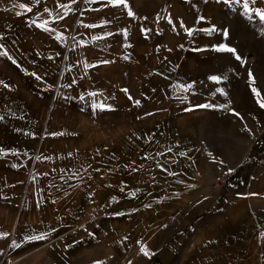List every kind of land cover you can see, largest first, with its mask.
I'll list each match as a JSON object with an SVG mask.
<instances>
[{"label": "crops", "instance_id": "0c3cea01", "mask_svg": "<svg viewBox=\"0 0 264 264\" xmlns=\"http://www.w3.org/2000/svg\"><path fill=\"white\" fill-rule=\"evenodd\" d=\"M18 4L28 5L33 11L13 7ZM127 5V8L113 6L108 0H39V3L35 0H0V36L3 37L0 44L4 45L0 50H6L12 58L0 56V116L4 117L0 120V149L13 155H25L27 162L34 163L32 171L38 164L44 167L49 158L51 174L64 173L68 180L67 194L74 196L73 202L61 203V208L53 209L64 212L61 217L32 219L27 214L22 229L15 236L16 243L24 242L26 250L30 248L25 250L24 254L28 256L24 264H40L37 256L47 259V264H122L131 256L143 259L138 264H149L153 259L172 258L178 233L161 225L151 227L147 220L151 228L147 243L149 253L154 255L149 257L123 249L114 262V238L98 229L103 225L96 218V201H81L83 195H98L99 178L104 177L111 183L110 190L105 191L107 194H111L117 184L114 178L115 170L119 168L115 167L112 147L115 145L114 132L121 131L127 138H136L138 146L147 142L154 148H167L169 159H161L158 167L169 176L164 184L157 185V192L174 195L178 193V185L183 186L179 192L189 188L185 185L193 175L182 163H193L194 147L202 145L195 139V131L205 129L198 123L196 105L199 104L194 101L198 91L194 84L201 82V105L212 104L214 109L220 108V100L226 97L216 91L218 83L215 85L208 79L221 74L224 59V53L212 51V46L224 43L235 48L242 60H248L246 74L252 73L254 83L261 84L260 91L264 95V24L254 14L250 21L244 15L242 3L230 7L216 0L207 3L204 0H127ZM250 7L264 9V0H256ZM129 9L134 17L128 15ZM17 12L22 15H16ZM200 16L205 19L197 23ZM34 19L37 23L47 21L51 30L44 31L32 24ZM181 21L190 29L215 25L217 29H227L228 36L223 37L219 31L213 35L197 31L189 37L181 27ZM195 48L207 50L194 51ZM189 84L192 87L188 91L180 87ZM125 89L127 92L123 91ZM90 92L97 95L91 97ZM81 95L84 100L79 99ZM136 101H140L139 105ZM93 102L110 105L114 110H105V117H102L93 110ZM254 103L245 108L246 115L257 116V101ZM200 109L201 121L205 123L210 108ZM237 113L241 114V111ZM253 120L250 117L249 125L243 129L251 131L254 124L257 130V120ZM83 129L89 131L84 141ZM98 131L106 132L100 143ZM253 140L250 135L245 145L248 150L252 149ZM99 145L106 149V164L100 170ZM231 167L233 169L234 165L224 167L221 175L227 174ZM39 173L37 170L33 178L36 179ZM119 173L121 178L128 180L143 175L130 173L128 169ZM160 173L161 170L156 169L146 175L156 178ZM198 176L204 177L203 174ZM225 182L226 177L223 184L208 186L203 192L204 197L228 198L230 194L226 192ZM47 209L53 211L50 207ZM142 221L145 224V220ZM189 222L186 220L185 230L189 229ZM33 223L45 229L39 233L24 232ZM41 235L46 238L32 239ZM219 239L217 246L202 245L197 249L203 256L206 251L229 253L234 249L251 253L258 248L256 235H249L247 240L245 236H232L225 230ZM99 244L109 247V257L98 252ZM193 250L194 235H191L186 244L188 259Z\"/></svg>", "mask_w": 264, "mask_h": 264}, {"label": "rangeland", "instance_id": "374dc122", "mask_svg": "<svg viewBox=\"0 0 264 264\" xmlns=\"http://www.w3.org/2000/svg\"><path fill=\"white\" fill-rule=\"evenodd\" d=\"M221 71L219 76L227 79H222L215 85L224 89L226 93L223 94L226 97L220 100L222 106L210 108L205 123H202L201 109L197 107L199 127L204 126L205 129L196 130L195 139L202 145L194 147L193 163H182L188 173L193 175L191 180H188L190 182L187 184L185 180L178 179L184 185L187 184L185 186L189 187L188 189L179 192L183 186L178 185L177 194L158 193L157 185L164 184L165 178L169 176L167 171L158 167L161 159H169L167 148H154L147 142L138 146L136 138L130 136L127 138L121 131L114 132L115 145L112 147L115 167L119 168L115 170L114 179H117L115 180L117 184L114 185L111 194H107L105 191L110 190L111 183L104 177L99 178L98 195L81 197L83 202L96 201L98 206L96 218L103 225L98 229L114 238V262L123 249L142 254L141 248L145 243L149 251L150 245L147 241L151 228L148 225L151 223V227L161 225L164 229L178 233V239L177 243L173 244L172 258L153 259L149 264H264V108L257 102V116L244 113L246 107L254 106L255 100L264 101V95L260 91L261 84L251 83L249 75L246 74L248 60L243 59L240 64L231 53H224ZM198 77L200 80L201 76ZM195 85L198 98L194 101L201 105V82ZM253 87L259 90V97L253 94ZM96 110L105 117V110ZM238 111H241V114H238ZM250 117L252 122L256 118L257 130L254 129V124L251 131L243 129L246 124L249 125ZM82 122V126H86L84 118ZM81 133L83 141L86 140L89 131L83 129ZM250 135L254 140L251 143L252 149L248 150L245 145ZM105 137L106 132L98 131L99 143ZM124 143L133 145L124 146ZM6 149L9 151L8 147ZM247 150L250 154L246 153ZM98 153L101 155L98 161L100 170L106 164V149L103 145L98 146ZM33 164L27 162L25 155L7 153L0 158V233L7 234L0 238V264H24L28 256L24 254L27 244L16 243L15 236L22 229L21 224L27 218V214L32 219L54 215L61 217L64 212L53 209H59L61 208L59 204L74 200V196L67 194L68 180H65V174H51L49 168L52 164H49V158L44 167L38 164L32 171ZM231 165H234V171L222 176V169ZM126 169L130 173L139 172L143 175L139 179L121 178L119 172ZM156 169L161 170L156 178L153 175H146ZM37 170L40 173L34 179L33 175ZM201 174L204 177L198 176ZM224 177L229 197L226 199L218 195L204 197L206 194L203 192L208 186L211 188L214 184H223ZM49 207L53 211H48ZM37 208L39 210L35 211ZM142 220H145V224ZM147 220L150 221L149 224L146 223ZM186 220L187 222L190 220L188 230H185L184 226ZM33 224L26 227L24 232L39 233L45 229L37 226L38 223ZM225 230L232 236L235 234L245 236L247 240L249 235H256L257 251L251 253L248 250L234 249L229 253L206 251L203 257L197 248L202 245L217 246L219 236L223 235ZM191 235H194V250L190 252L191 259H188L186 244ZM13 251L15 254H11ZM33 251H36V248ZM98 252L108 257L111 254L109 247L103 244L98 245ZM37 258L40 264H47V259L38 256ZM141 260L143 259L131 256L130 260H125L122 264H138ZM107 261L109 262V258Z\"/></svg>", "mask_w": 264, "mask_h": 264}, {"label": "snow or ice", "instance_id": "6c2138e0", "mask_svg": "<svg viewBox=\"0 0 264 264\" xmlns=\"http://www.w3.org/2000/svg\"><path fill=\"white\" fill-rule=\"evenodd\" d=\"M36 3H39V0H35ZM73 2H75V0H73ZM108 2L110 4H112L113 6H119V5H123L124 7H128L127 5V0H108ZM187 2H191V0H187ZM205 3L208 2V0H204ZM217 3H223L224 5L226 6H234V5H239L242 3V7H243V11H244V15H246L248 17V19L251 21L253 19V14L259 19V22L261 24H264V9H260V8H251L250 7V4H255L256 3V0H216ZM13 7H19L21 9H24L26 12H32L33 9L32 7L28 6V5H25V4H18V5H13ZM59 7L61 8H65L67 9L68 6L67 5H59ZM45 11H48L47 9H45ZM16 15H22L21 12H17ZM128 15L129 16H135V14L129 9L128 11ZM58 19H63V16H58L57 17ZM146 19V18H145ZM205 18L203 16H200L198 17V20H197V23L203 21ZM32 24H35L37 27L43 29L44 31H50L51 29L48 28L47 24L48 22L47 21H44L43 23H37L36 20H32L31 22ZM169 23L171 24L172 21H171V18L169 17ZM85 27H96V25H85ZM181 27L185 29V32L187 34V36L189 37H193L194 34L197 32V31H202L204 33H206L207 35H213L214 33L216 32H220V34L227 38L228 36V30L227 29H217V27L215 25H213L212 27L210 28H203V29H196V28H187L184 24H183V21H181ZM142 31L144 32H147V31H150V30H146V29H142ZM173 31H175V25H173ZM3 37L0 36V39H2ZM96 39H99V37H97ZM183 47V46H181ZM4 48V45L0 44V49H3ZM194 51H206L207 49H203V48H195L193 49ZM212 51H215V52H218V53H231L236 60L240 61L242 60V57L237 53L236 49L233 48V47H230L224 43H221V44H218V45H213L212 48H211ZM0 56H6L8 57L9 59H12L11 56H9L8 52L6 50H0ZM13 63H15V61L13 60L12 61ZM104 63H110V61H104ZM32 75L36 76L35 73H32ZM249 77H250V80L254 83L255 80H254V77L252 76V73H249ZM37 79H40L39 76H36ZM209 80L215 82V83H220L222 81V79H227V77H220V76H216V75H212V76H209L208 77ZM183 88L184 91H188L192 85L189 84V85H186V86H180ZM125 92H127V90H123ZM217 92L221 93V94H226L224 92V89L222 88H217L216 89ZM252 92L255 96L259 97L260 93H259V90L256 89L255 87L252 88ZM89 96L91 97H95L97 95L96 92H90L88 93ZM131 99V97H129ZM80 100H84L85 97L83 95H81L79 97ZM257 102L259 103L260 107L261 108H264V101H261L260 99L257 100ZM140 101H136V104L139 105ZM92 108L93 110L95 111L96 109H100L101 111H104V110H108V111H112L114 109H112V107L110 105H105L103 103H95L93 102L92 103ZM197 107H200V108H213L215 107L214 105L212 104H203V105H198ZM238 115V114H237ZM4 117L3 116H0V120H2ZM7 153L4 152L3 149H0V156H3V155H6ZM13 167H16V165H12ZM234 171V169H229V172H232ZM7 234L6 233H0V238H3L5 237ZM46 237L44 235H41V236H37V237H32V239H45ZM141 252L143 255L145 256H151V255H154V253H149V251L146 249V247H142L141 248ZM99 264V262H98Z\"/></svg>", "mask_w": 264, "mask_h": 264}, {"label": "bare ground", "instance_id": "6f19581e", "mask_svg": "<svg viewBox=\"0 0 264 264\" xmlns=\"http://www.w3.org/2000/svg\"><path fill=\"white\" fill-rule=\"evenodd\" d=\"M230 169H232V167L230 168ZM225 171V170H224ZM229 172V169L226 171V173H228Z\"/></svg>", "mask_w": 264, "mask_h": 264}]
</instances>
